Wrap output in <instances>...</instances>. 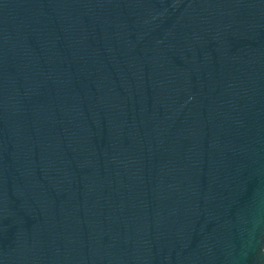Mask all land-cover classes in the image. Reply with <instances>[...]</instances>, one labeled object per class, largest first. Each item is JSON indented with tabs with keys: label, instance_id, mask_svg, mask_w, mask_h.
<instances>
[{
	"label": "water",
	"instance_id": "obj_1",
	"mask_svg": "<svg viewBox=\"0 0 264 264\" xmlns=\"http://www.w3.org/2000/svg\"><path fill=\"white\" fill-rule=\"evenodd\" d=\"M0 264H264V0H0Z\"/></svg>",
	"mask_w": 264,
	"mask_h": 264
}]
</instances>
